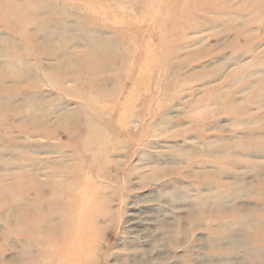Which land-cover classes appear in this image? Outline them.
<instances>
[{"label": "rangeland", "instance_id": "374dc122", "mask_svg": "<svg viewBox=\"0 0 264 264\" xmlns=\"http://www.w3.org/2000/svg\"><path fill=\"white\" fill-rule=\"evenodd\" d=\"M256 1L0 0V264H264Z\"/></svg>", "mask_w": 264, "mask_h": 264}, {"label": "bare ground", "instance_id": "6f19581e", "mask_svg": "<svg viewBox=\"0 0 264 264\" xmlns=\"http://www.w3.org/2000/svg\"><path fill=\"white\" fill-rule=\"evenodd\" d=\"M256 5H257L256 7H258L259 9H260V8L263 9V7H264V3H262L261 0L258 1V2L256 1ZM76 260H77V259H76Z\"/></svg>", "mask_w": 264, "mask_h": 264}]
</instances>
